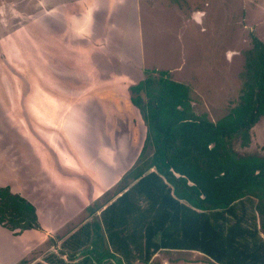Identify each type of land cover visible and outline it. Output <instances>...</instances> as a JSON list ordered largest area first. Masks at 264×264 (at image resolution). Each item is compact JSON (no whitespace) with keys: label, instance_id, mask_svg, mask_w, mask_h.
Returning a JSON list of instances; mask_svg holds the SVG:
<instances>
[{"label":"rangeland","instance_id":"rangeland-1","mask_svg":"<svg viewBox=\"0 0 264 264\" xmlns=\"http://www.w3.org/2000/svg\"><path fill=\"white\" fill-rule=\"evenodd\" d=\"M253 35L264 41V0H0V47L3 38L12 47L16 44L19 65L22 62L14 72L0 54V75L10 78V83H0V163L3 168L10 166L16 151L12 182L21 180L24 192V184L31 191L39 189L37 179H47L42 184L50 187L51 175L56 186L51 205L61 213L59 219L72 217L68 204L74 208L80 192H91L94 171L90 168L109 173L110 168L116 172L122 166L118 143L122 141L130 155V168L138 159L143 147L138 141L146 133L140 111L130 99V86L147 77L148 70L156 76L168 71L171 78L190 87L194 111L217 121L240 101L245 52L252 47ZM44 40L46 48L41 46ZM49 91L62 96L53 111L60 128L42 121L45 111L51 116ZM96 117L99 130L93 123ZM58 134L62 140H56ZM102 144L114 146L112 167ZM233 146L240 154L263 155L264 115L250 130L249 145L236 137ZM119 179L111 192L120 189ZM40 193L37 190L31 193L37 197L27 198L47 207L49 201L41 200ZM64 200L70 202L62 208ZM76 215L59 227L58 219L45 213L47 234L56 244L44 234L41 243L30 249L29 261L42 260L52 246L57 249L59 240L89 213L83 210ZM16 243L0 230V264L17 263L5 252L11 253Z\"/></svg>","mask_w":264,"mask_h":264},{"label":"trees","instance_id":"trees-1","mask_svg":"<svg viewBox=\"0 0 264 264\" xmlns=\"http://www.w3.org/2000/svg\"><path fill=\"white\" fill-rule=\"evenodd\" d=\"M245 57L240 101L217 121L194 111L190 87L168 71L148 70L131 85L146 136L120 179L123 193L56 252L15 264H152L163 249L198 250L220 264H264V154L233 146L236 137L249 145L264 115V41L253 35ZM0 225L14 234L42 228L35 205L1 186Z\"/></svg>","mask_w":264,"mask_h":264},{"label":"crops","instance_id":"crops-1","mask_svg":"<svg viewBox=\"0 0 264 264\" xmlns=\"http://www.w3.org/2000/svg\"><path fill=\"white\" fill-rule=\"evenodd\" d=\"M30 28L25 29L24 31L29 30ZM44 30H46V27H44ZM46 31H52V30H46ZM30 32V31H28ZM54 33H57L56 31H54ZM62 34V33H61ZM60 34V35H61ZM60 39V38H59ZM58 39V40H59ZM2 46L0 47V54L4 56V59L9 63V66H11V69L16 72L19 69H21L22 67V62L19 65V59L21 58V56L19 55L18 51H17V47L16 44L13 45V47L11 46V44H8V41L6 38L2 39ZM58 41H53V43H57ZM47 42H44L41 44V46L43 48H46ZM13 49V50H12ZM15 53L13 54V59L11 58V54L12 52ZM48 57V56H47ZM50 58V57H49ZM46 62V61H45ZM11 63V64H10ZM19 72H22L21 70ZM16 74V73H15ZM40 74V73H39ZM41 76V75H40ZM1 79H0V83L1 82H5L7 81L9 78V75H0ZM15 77V76H14ZM8 83H10V81L8 80ZM48 98L51 99V106H50V114L51 116L48 114V111H45L44 114H42L43 117V122L47 125L50 126V128H56V127H61V122L57 121L56 118H53L54 112L57 110L58 106L57 105H61V99L62 96H56L52 94V91L48 92ZM47 103V100L44 101V104ZM54 111V112H53ZM95 111V110H94ZM141 114V113H140ZM93 123L96 125L97 130H99V119L98 117L93 119ZM145 124V123H144ZM103 125V124H102ZM111 127V133L112 132V125ZM104 125L102 126V129H104ZM108 129V127H107ZM146 133V125H145V131ZM104 133V132H103ZM106 133V131H105ZM115 137V136H114ZM62 136L60 134H58L56 140H62ZM145 138L142 142L138 141L139 146H142L144 144ZM31 143H35L36 141L34 140H30ZM103 141H100V143H102ZM118 142V141H117ZM119 145V149H120V157H121V167L120 169H118L116 172H114L113 168H110L108 172H106L104 170V168L101 169H96L94 168H90V172L94 171V173H92L93 175V179L90 183V187H91V192H86L85 195H83L80 192V203H78L74 208L70 209L69 208V204L67 206L68 208V213H74L73 215L75 217H77V213L82 212L83 210L87 211L89 206H93V205H100V207L93 213L90 214V212L88 211L89 215L88 217L83 220L80 224L75 225L74 230H72L70 233L67 234V236L62 237L57 246V249H54V247L52 246V248L48 251L43 253L41 256H46L48 253L50 252H56L57 250L60 249L61 244L63 243V241L70 235L72 234L74 231H76L77 229H79L85 222L91 220L93 217L100 215L101 211L107 207L109 204H111L118 196H120L123 193V190H119L117 192V194H115V192L113 193V191L111 192V190L113 189V186L117 183L118 179L122 178L123 175L130 169V164H131V158L130 155H126L125 154V146L122 145V141L121 143H118ZM104 148V150H103ZM17 150V149H16ZM101 151L103 155L106 156V159L110 162L108 166L112 167L111 165L113 163H115L116 160V156L114 154L115 150H114V146L110 145V146H106L105 144L101 145ZM141 152V151H140ZM119 157V155H118ZM119 159V158H118ZM13 160L15 162H11L12 164L10 166H6L5 168L4 165L2 163H0V186L1 187H9L10 190L14 193H18L21 194L24 197H29L30 195L33 197H37L35 195H32L31 193H35V191H41V193L39 194V196H43V198H41V200L44 201H49L48 206L44 207L45 204L42 203H38L36 202V200L38 199H28L29 201H31L35 207H36V211L38 214V219L40 222V225L42 228H32V229H27L24 230L23 232H21L20 234H14L13 231L3 227L2 225H0V230H2V232H4L10 239L15 240L17 243L15 245H13V249L11 250L12 252H8L9 250H5V252H7V255H13V257L17 260V262L22 259L25 258L24 252H27V256L26 258H28L29 255L32 254V251L30 250L31 248H35V246L41 243V241L43 240V236L44 234L45 237H50L52 234H47L50 231V227L49 226H45L46 221V217L44 218L45 213L49 214L51 216V220L54 218H57L58 221L55 225L59 226V227H64L65 225H67L66 223V219H74L73 215L71 216H64V219H59L61 213L53 206L51 205V201L55 200V191L54 188H52L54 185L52 184V180L53 177L51 175H48V179L50 181V187H46L47 185L45 183L42 184V182H47V179H40L38 181H35V187H38L39 189H33L32 191L28 188H26V185L24 184V188L25 191H23V188H21L23 186V183L21 182V180L18 181H13L12 179L15 178V167L18 163V155L16 154V151L13 153ZM130 162V163H129ZM43 165V164H42ZM20 173V170L17 169ZM127 170V171H126ZM97 172H100L99 175L97 174ZM43 173H45V170L43 171ZM118 178H117V177ZM117 178V179H116ZM57 179H59V177H57ZM119 179V180H120ZM27 182L30 183V178H27ZM18 184L17 188L15 186V184ZM40 186V187H39ZM56 188V186H54ZM17 188L18 191H15ZM111 192V193H110ZM63 187H62V191L59 195H61V197H63ZM58 195V196H59ZM45 197H47V199H45ZM85 198V199H84ZM83 204H81V201H83ZM68 200H64L62 208L64 205H66ZM70 202V201H68ZM59 205L61 206V201L59 200ZM82 205V206H81ZM62 217V215H61ZM231 219H233V217H231ZM55 227V226H54ZM53 234H57V229L54 230L52 229ZM52 237V236H51ZM50 237V238H51ZM49 238V239H50ZM174 254L175 256L170 257V254ZM15 255V256H14ZM66 256V255H65ZM30 257V256H29ZM39 257V256H38ZM43 257V258H44ZM42 258V259H43ZM14 259V260H15ZM38 260V258H36ZM35 260V259H34ZM42 261V260H40ZM153 263L152 264H220L217 263L215 260H213L210 256H208L207 254L198 251V250H194V249H163L160 250L159 252H157L154 257L151 260ZM134 264H145V263H134Z\"/></svg>","mask_w":264,"mask_h":264},{"label":"water","instance_id":"water-1","mask_svg":"<svg viewBox=\"0 0 264 264\" xmlns=\"http://www.w3.org/2000/svg\"><path fill=\"white\" fill-rule=\"evenodd\" d=\"M177 175H179V174H177ZM192 183V182H191Z\"/></svg>","mask_w":264,"mask_h":264}]
</instances>
